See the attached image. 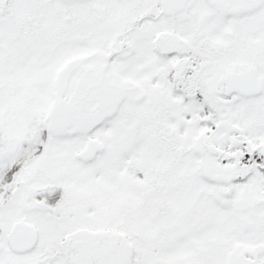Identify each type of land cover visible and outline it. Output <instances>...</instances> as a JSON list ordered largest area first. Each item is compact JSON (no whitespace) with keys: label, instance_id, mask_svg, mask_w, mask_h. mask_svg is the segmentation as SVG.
I'll list each match as a JSON object with an SVG mask.
<instances>
[{"label":"snow or ice","instance_id":"6c2138e0","mask_svg":"<svg viewBox=\"0 0 264 264\" xmlns=\"http://www.w3.org/2000/svg\"><path fill=\"white\" fill-rule=\"evenodd\" d=\"M0 264H264V0H0Z\"/></svg>","mask_w":264,"mask_h":264}]
</instances>
